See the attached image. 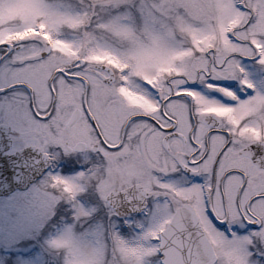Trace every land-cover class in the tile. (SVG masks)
I'll use <instances>...</instances> for the list:
<instances>
[{
  "label": "snow or ice",
  "instance_id": "obj_1",
  "mask_svg": "<svg viewBox=\"0 0 264 264\" xmlns=\"http://www.w3.org/2000/svg\"><path fill=\"white\" fill-rule=\"evenodd\" d=\"M52 8L53 25L69 29L80 49H119L134 28L159 27L191 57L186 69L137 84L143 103L128 105L115 94L116 72L91 64L103 57L61 47L43 23L4 37L15 27L6 25L27 23L38 8L0 0V125L46 159L49 145L91 155L89 172L50 175L61 195L75 200L87 182L116 214L147 212L129 241L112 231L95 242L102 260L111 256L104 264H119L128 243L137 264H264V143L245 142L231 120L204 107L260 92L244 61L264 66V0H55ZM232 79L243 88L233 91Z\"/></svg>",
  "mask_w": 264,
  "mask_h": 264
},
{
  "label": "clouds",
  "instance_id": "obj_2",
  "mask_svg": "<svg viewBox=\"0 0 264 264\" xmlns=\"http://www.w3.org/2000/svg\"><path fill=\"white\" fill-rule=\"evenodd\" d=\"M33 2L38 8L34 18L27 23L19 18L16 19L11 25H6V27L15 25L13 30L5 31L2 35L15 39L18 35L30 33L34 26L43 23L44 30L54 41H62L61 47L69 46L71 52L76 55L103 57L101 60L91 61V64L106 66L116 72L115 94L125 104L135 106L137 103H143L144 92L142 87H137V84L146 82L145 78L159 82L162 78L175 74L180 69H186L190 65L191 57L186 55L187 46L175 45L159 27L134 28L119 49L106 47L91 51L80 49L71 36L67 35L69 29L58 23L53 25L52 17L48 13L53 11L52 5L55 0H33ZM222 3L230 5L231 0H222ZM4 9L5 16L11 14L7 3ZM231 19L232 15L225 13L221 17V22L227 26ZM139 49L151 50V54L139 57L137 55ZM241 100L244 102L242 103ZM204 107L213 110L212 114L220 115L221 119L231 120L237 133H243L241 138L245 142L264 143V91L254 93L252 97L238 99L232 105L206 104ZM226 108H231V111H225ZM122 239L129 241L124 237ZM52 243L67 250V264H104L111 259L108 255L102 260L101 252L95 243H86L71 231L55 238ZM124 246L127 248L126 254L122 257L117 254L119 264H137V253L132 250L136 246L131 243Z\"/></svg>",
  "mask_w": 264,
  "mask_h": 264
},
{
  "label": "rangeland",
  "instance_id": "obj_3",
  "mask_svg": "<svg viewBox=\"0 0 264 264\" xmlns=\"http://www.w3.org/2000/svg\"><path fill=\"white\" fill-rule=\"evenodd\" d=\"M244 66L256 90L264 91V66L252 60L244 61ZM247 91L254 94L253 89ZM49 186L42 183L26 192L12 194L7 203L1 202L0 246L8 244V255L0 252V264H67V250L52 243L64 233L71 231L86 243L102 241L105 232L110 237L112 231L132 239L146 222L147 212L115 223L111 222L109 208L87 210L84 206L78 207L89 214L78 217L77 208H70V198ZM52 196L59 198L53 201Z\"/></svg>",
  "mask_w": 264,
  "mask_h": 264
},
{
  "label": "flooded vegetation",
  "instance_id": "obj_4",
  "mask_svg": "<svg viewBox=\"0 0 264 264\" xmlns=\"http://www.w3.org/2000/svg\"><path fill=\"white\" fill-rule=\"evenodd\" d=\"M232 85L233 91L240 90L242 85L238 79H232L229 81ZM240 99H244L247 95L253 94L250 91L246 93L237 91ZM0 151H3L4 154L8 156L19 155L23 153L25 157L23 158L26 162H31L33 166H38L40 163H45L48 161L50 163L49 168L42 173L37 179L32 181L30 185L25 189H16L9 195H0V205L1 202L7 203L8 197L15 193L26 192L33 187H38L42 183H48L50 175H64L65 178H76L78 174L82 172H89L93 167L91 155L83 150H77L72 152H64L62 148L49 145L47 151L49 152L51 159H46L37 148L26 144L21 141L17 134L11 129L0 125ZM68 175V176H67ZM84 192L77 193L75 200L70 199V208H77L78 206H84L87 210H107L109 207L101 199L98 191L95 187L87 182H84ZM50 187V186H49ZM112 215L110 219L111 222H121L129 220L132 216H138L146 212L144 210L141 214H116L111 208ZM72 211V210H71ZM72 213V212H71ZM106 220V219H104ZM2 227H0V232ZM0 252L3 255H8V244H3L0 246Z\"/></svg>",
  "mask_w": 264,
  "mask_h": 264
},
{
  "label": "water",
  "instance_id": "obj_5",
  "mask_svg": "<svg viewBox=\"0 0 264 264\" xmlns=\"http://www.w3.org/2000/svg\"><path fill=\"white\" fill-rule=\"evenodd\" d=\"M20 155L6 156L0 151V195H7L15 189H25L47 168V162L33 166ZM141 211V209L137 210ZM121 212H136L122 209Z\"/></svg>",
  "mask_w": 264,
  "mask_h": 264
}]
</instances>
